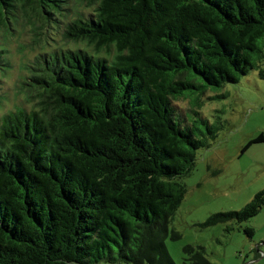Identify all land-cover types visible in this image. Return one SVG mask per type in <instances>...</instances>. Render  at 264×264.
Returning <instances> with one entry per match:
<instances>
[{
    "label": "trees",
    "instance_id": "16d2710c",
    "mask_svg": "<svg viewBox=\"0 0 264 264\" xmlns=\"http://www.w3.org/2000/svg\"><path fill=\"white\" fill-rule=\"evenodd\" d=\"M21 18L33 45L47 27L64 43L22 63L29 108L0 114V264H177L166 239L181 236L182 178L218 129L199 97L264 56V0H0V76ZM263 204L261 189L201 225ZM182 251L181 264H214L201 245Z\"/></svg>",
    "mask_w": 264,
    "mask_h": 264
},
{
    "label": "rangeland",
    "instance_id": "374dc122",
    "mask_svg": "<svg viewBox=\"0 0 264 264\" xmlns=\"http://www.w3.org/2000/svg\"><path fill=\"white\" fill-rule=\"evenodd\" d=\"M17 25L18 30L7 45L13 67L0 76V94L4 95L0 114L17 104L29 108L18 89L24 75L22 63L64 43L53 28L47 27V35L33 45L29 27L21 26L30 24L21 18ZM262 44L264 52V39ZM199 101L200 113L217 125V134L210 140L209 148L197 151L193 170L182 178L187 192L171 220V227L181 236L166 239L168 251L177 264L182 262L185 244L203 246L206 257L214 264H264V204L257 214L241 223L229 220L201 225L211 213L238 210L264 189V141L253 142L243 151L250 139L264 132V56L238 81L206 89ZM175 106L182 112L185 109L187 117L188 100L180 99ZM245 226L253 228L251 235Z\"/></svg>",
    "mask_w": 264,
    "mask_h": 264
}]
</instances>
